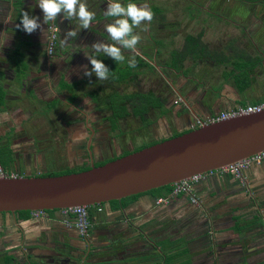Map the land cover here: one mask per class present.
<instances>
[{
	"label": "crops",
	"instance_id": "1",
	"mask_svg": "<svg viewBox=\"0 0 264 264\" xmlns=\"http://www.w3.org/2000/svg\"><path fill=\"white\" fill-rule=\"evenodd\" d=\"M228 1L248 9V15L229 17L223 11L225 1L204 0L189 6L201 12H189L185 24L161 20L155 28L152 22L144 24L146 33L154 29L160 39L158 50L168 46L170 54L187 49L183 62L189 59L191 67L177 73H201L188 76L190 85L176 84L174 89L184 103L196 105L202 116L264 99V56L257 46L262 40L264 48V5L258 0ZM81 2L95 13L88 29L63 14L44 24L39 0H0V136L17 131L19 126L10 124L11 119L28 111L17 105L47 103L56 92L46 52L47 25L53 24L61 38L69 30L78 34L67 37L70 42L64 51L75 52L80 65L94 54L93 43L112 41L105 31V25L112 23L111 17L104 16L108 0ZM22 11L38 17L41 29L26 34L17 28ZM174 40H180L179 45ZM60 58L55 60L61 63ZM210 71L212 75L202 77ZM57 72L61 75L62 71ZM237 72H243V78L235 79ZM15 145L7 147L13 152ZM13 161L10 156L8 167ZM204 178L192 191L196 204L190 203L187 194L158 204L157 196L144 193L125 206L109 202L92 206L85 238L64 225L60 210L35 218L29 213L22 219L0 212V264H48L45 257H54L57 242L67 249L64 264H162L160 256H153L159 251L158 243L173 255L166 264H264V158L242 171V182L215 171ZM185 232L187 237L182 236Z\"/></svg>",
	"mask_w": 264,
	"mask_h": 264
},
{
	"label": "water",
	"instance_id": "2",
	"mask_svg": "<svg viewBox=\"0 0 264 264\" xmlns=\"http://www.w3.org/2000/svg\"><path fill=\"white\" fill-rule=\"evenodd\" d=\"M262 151L264 108L203 123L87 169L0 177V212L14 214L120 200L217 170Z\"/></svg>",
	"mask_w": 264,
	"mask_h": 264
},
{
	"label": "rangeland",
	"instance_id": "3",
	"mask_svg": "<svg viewBox=\"0 0 264 264\" xmlns=\"http://www.w3.org/2000/svg\"><path fill=\"white\" fill-rule=\"evenodd\" d=\"M137 1L138 0H128L125 3H123V5H127L128 3L135 4ZM203 1L204 0H148L147 3L143 5H147L152 10L154 17L156 16L155 18L153 17L151 21L152 27L155 28V23L160 22V20L164 23H176L177 21H179L182 24H185L187 20H186V17L184 16H189V12L193 10H197L198 12L200 11L199 9H191L189 8V6L190 5L192 6L193 3L195 2L201 4ZM211 1H215V0H211ZM222 1H225L224 8H223L224 14L229 17H233V16L236 17L235 16L236 14L247 16L249 13L248 9L240 6L239 4H233L229 2L228 0H222ZM259 2L261 3V5H264V2H261V1ZM143 5H140V6H143ZM258 7H261V6L258 5ZM154 8H156V11H154L155 10ZM209 10L211 12H215L214 9H209ZM113 19L114 18L112 17L110 18L111 22H113ZM144 24H142L140 27L133 29L134 34H137L140 36V41L136 45L135 50L129 51V49H123V48L121 49L122 54L125 57V60L124 62H120V63H122V65L127 64L128 61L132 60L131 59L132 57L136 55H140L141 49H143L142 50L143 56L147 57L150 62L157 64L159 68H157V70L155 69L152 70L150 66L145 64V66H148L146 67L148 69H146L145 67H142L139 73L137 74V76L134 77L135 79L134 82H130V81L120 82V85L117 86L116 88L117 91L118 92H121L123 90L124 91L125 90L145 91L149 89L153 92L154 95H158L161 97V96H167V93L170 94V90H168L169 89L168 86L172 87L170 84H168V86L165 85L166 84L165 80L167 82L168 80L171 81L172 85H176L177 83L181 85H190L191 82L187 81L188 77L184 79L182 78V76L174 74L170 72L168 69H164V73L167 74L165 75L166 79L162 78L159 72H162L163 70V67H161L163 66L162 62L169 57L168 50L170 48H168V46L165 47L164 49L159 48L158 54L154 57H151L152 48L149 47V45L151 46L153 42L155 44H158L160 42V39H158L156 34L153 32L155 31L154 29L153 31H150L149 34L148 32L146 33V31L143 30L144 28H146ZM102 28L103 26L101 25V29ZM147 34L149 35V37L147 36ZM65 40L66 42H64ZM106 41H103V42L107 43ZM68 42H70L69 39L65 35H63V33H62V38H61L59 32L56 31L53 52L50 53L49 55L47 54L48 56L52 54L50 57V60H53L57 58L58 56L62 57L63 56L62 54L65 52L64 48L68 44ZM113 43H114L113 41L110 42V44H113ZM179 43H180V40H174V44L179 45ZM262 43L263 41L260 40L257 43V46L260 49V53H261L260 55L264 56V48H263ZM116 46L119 47V45H116ZM169 46H171L170 43H169ZM147 51L150 54L146 53ZM93 53L94 54H92L89 57H94L97 59L98 53H95V52ZM86 64H87L86 61L83 62V66H86ZM187 67H191V63L189 59H185L182 65L183 69ZM200 67H201L200 69H202V66ZM88 68L91 69L90 62H89ZM199 73L201 72H195L193 74L187 70V72L184 74H186V76H196ZM209 75H212L211 71L208 73H202V77L203 76L209 77ZM68 76H69L68 78H72V77L81 78L82 77L81 72L79 71L77 72V74L69 73ZM93 77L96 79L95 75H93L90 78L88 77V78L92 79ZM239 78L240 79L243 78L242 75L238 76V79ZM82 84L83 83H80L77 89V91H81V93L84 90L91 89L92 87H94L93 85H89V84H84L83 86H81ZM101 84H103V81H101ZM174 90L175 91H172L173 94L170 96L171 98L168 101V106L170 107V113H167L164 116H156L154 112L152 114H149L150 115L149 118L152 119V123L148 127L142 128V131L139 130V125H140L139 120L136 117H133L132 115H130L126 117L125 119L118 121V128L119 130L123 131V134H121L120 137L115 138L113 137V133L110 130H108L107 127L103 126V122L99 120L97 124L95 125L96 131L93 135L94 145L96 146V149H94V152L98 155V157H101L103 155H110L113 153H117L120 150V147H119L120 145H122V147H124L125 149L132 148V146L134 145V142L137 139H139V141H141L142 143L146 141V139L144 138H148V137L151 139L152 138L154 139L165 138L169 136L173 131H180L186 128H191V126L194 127L196 118L203 117L202 116L203 114L201 115V112L199 110H196L193 107L196 105L191 106V109L187 108L186 107L187 105L183 102V100L176 95L177 94L176 89ZM75 102L78 103L77 106L83 107L82 109L85 111L86 107H84V103L82 102V99H80V97L77 98ZM17 106H19L20 108L27 109L28 111L25 116H28V117H26V120L21 121L20 124H18L19 129L18 130L16 129L17 131H13L12 132L13 134L8 135L7 139L4 136H1L0 142L4 143L7 140L11 144L12 142L11 137H13L14 139V136H13L14 133H19L20 131H25L24 133L29 134V136H31L33 133L32 129L35 128L34 134H36V136L30 137V141H32V143L34 141L33 143L34 145L32 148L45 149L47 146L50 147L49 145H52L51 146L52 150L43 151L45 153L43 154L44 155L43 157H42V154L37 153V152L30 153L26 157V163H25L26 169H22L21 164L18 163L21 160H23L22 156L13 152L10 156H12L14 161L12 162V165H10L7 168L8 171H13L18 175V174H24L20 171H27L28 169L33 170L36 165L42 166V165H46L48 162H51L52 164L58 167V166H63L66 163H69V165H71L74 162L79 163V162H82L83 160L85 161L84 140H81V141L80 139L69 140L68 135L63 136L61 140L60 138L56 140L54 138L56 134L62 133V129L60 128L62 126V124L60 123V119H59L60 117L67 116L68 118H72V122H74L75 125H77V127L81 131H84L83 130V120H80L82 119V115L78 111L71 110L70 108L65 107L62 104H56L48 109L46 107V103H42V102H38L34 104H20ZM192 109L193 111L194 110L196 111L194 112L196 113L197 117L191 112ZM217 112H214V113H217ZM91 113H94V112H91ZM214 113H211V114H214ZM23 114L24 113L22 112L19 115H23ZM95 117H96V114L95 115L93 114V117L91 118L94 120ZM124 132L126 133L124 134ZM142 135L144 136L141 137ZM62 140H65V142L67 143H63ZM63 145L66 146V148L63 147ZM14 162L15 164H13ZM54 169L56 170V168ZM35 171L39 172V171H42V169L35 168ZM27 175H32V174L27 173ZM204 179L205 178L203 177L201 180L203 181ZM198 183L199 182H197L196 184ZM196 184L193 186V189H192L193 192H194V188ZM190 203L196 204L197 199L195 200V202L190 201ZM187 235H188V232L182 233L183 237H187ZM54 250H56V248ZM146 250L148 251V248H146ZM32 264H35V263H32ZM216 264H219V263L216 262ZM241 264H246V262L244 263L242 262Z\"/></svg>",
	"mask_w": 264,
	"mask_h": 264
},
{
	"label": "flooded vegetation",
	"instance_id": "4",
	"mask_svg": "<svg viewBox=\"0 0 264 264\" xmlns=\"http://www.w3.org/2000/svg\"><path fill=\"white\" fill-rule=\"evenodd\" d=\"M155 15H156V13H155ZM153 17H154V15H153ZM156 45L157 44H155L154 42H153V44L151 46L149 45V47L152 48L151 57H154V56H156L158 54L159 50L157 49ZM142 50L143 49H141L140 55H136V56L132 57L131 59L134 58L135 61H136V57L137 56L141 59V61H140L141 63L139 64L140 65V67H139L140 70H141L142 67H145V68L148 67V66H145V64H146L145 62H149L150 65L153 66V67H151L152 70L153 69L157 70V68H159L157 66V64L150 62L147 57H144ZM52 52H53V50H52ZM148 54H150V53L148 52ZM51 55L48 57V60L51 63V67H52L51 68V72H50V75H51V87H52V90L56 91V92L53 95V97L50 99V101H48L46 103V107L49 109L50 107H52V106H54L56 104H62L65 107L70 108L71 110L78 111L82 115V119H80V120H83V130H84V131H81L77 127V125H75V123L72 122V118H68L67 116L60 117L59 118L60 119V123L62 124V126L60 128L62 129V133L61 134H56L54 138H55V140L58 139V138H60V140H61V138L63 136L68 135L69 140H71V139H80V141L84 140L85 161L83 160L82 162H79V163L78 162H74L71 165H69V163H66L63 166H58V167L56 165L52 164L51 162H48L46 165H42V166L36 165L33 170L32 169H28L27 171H20V172L24 173V174H20V175H27V173L32 174V175H38V174L44 173V172L49 171V170H55L54 168H56V170H58V169H62V168H65V167H78V166H85V165L90 167L92 165L93 166L99 165V164H102L103 162H105L107 160H110V159H113L115 157H118L119 154L122 153L123 151H129L130 152L134 148V146H136L137 144H140V142H138L139 139H137L134 142V145L132 146V148L125 149L124 147H122V145H120L119 146L120 150L117 153H113V154H110V155H103L101 157H98V155L94 152V149H96V146L94 145L93 135H94V133L96 131L95 125L97 124V122L99 120L101 122H103V126L107 127V129L110 130L113 133V137L118 138V137H120L121 134H123V131L119 130V128H118V122H117V127L111 128L110 122L106 118V116H110V114L113 111L111 109H109V107L104 106L103 103H101V100L104 101V99H106L107 96H109L111 93L122 94V93H127V92H132V91H128V90L124 91L123 90L121 92H118L116 88H117V86L120 85V82H114V81L111 82V81L103 80V84H101V81L96 80L94 77L92 79H89L88 77H85L83 75V71H84L83 63H82V65H80L79 62H77V60L79 59L78 55L75 52H73L70 48H67V50H65V52L62 54L63 56L60 58L61 63L58 60L56 61L55 59L50 60ZM86 62H87L86 67L88 68L89 67V60L86 61ZM161 67H163V70H162V72H159V74L162 76V78H165V75H167L166 73H164V69H168L170 72H172L174 74H177V75H180L184 79L186 77H188V76H186V74H183V75L178 74L177 73L178 71L171 70L170 68H167L164 65L161 66ZM146 69H148V68H146ZM59 70L62 71L61 75H59V73L57 72ZM78 71L81 72V76H82L81 78H78V79L76 77L68 78L69 77L68 76L69 73L70 74L71 73H73V74L76 73L77 74ZM191 79L192 78H188L187 81L191 82ZM61 82H65L66 84L67 83L68 84H70V83L73 84L74 83V86H72V88L71 87L70 88L61 87L60 86ZM80 83H83L81 86H83L84 84H89V85H93L94 87H92L91 89L84 90L81 93V91H77L78 86H79ZM165 83H166L165 85H167V86H168V84H170L172 86V87L168 86V88H169L168 90H170V94L167 93V96H161V97H165L166 98L163 101V103L165 104V106L169 110L168 113H170V107L168 106V101L171 98L170 96L173 94L172 91H175L174 90L175 85H172V82L169 81V80H168V82L165 80ZM177 84H179V83H177ZM148 90H145V91H137L136 90V91L137 92H146ZM57 92L59 94H57ZM154 96L160 97L158 95H154ZM79 97H80V99H82V102L84 103V107H86L85 111L82 109L83 107L77 106L78 103L75 102L76 99L79 98ZM91 112H94V113H91ZM153 112H154L153 109L149 110V114H152ZM26 114H27V112H25L23 115L17 114L16 118H14V119L12 118L11 119L10 124L13 123V122L15 124H17V125L20 124L21 121L26 120V117H28V116H25ZM93 114L94 115L96 114V117H95L94 120L91 118V117H93ZM130 115L131 114H129L128 116H130ZM89 116H90V118H89ZM128 116H125L122 119H125ZM122 119H120V120H122ZM120 120H118V121H120ZM4 122L6 124H9L8 119H5ZM18 129H19V127L17 128V130ZM32 130H33L32 131L33 133H32L31 136H29V134L24 133L25 131H20L19 133H14V135H13L14 139H13V137H11L12 138L11 144L14 143V142L17 143V146L16 145L13 146V150H14L13 152L22 156L23 160L18 162L19 164H21L22 169H26V167H25L26 157L30 153L37 152V153L42 154V157H43L44 156L43 154H45L43 151H51L52 150V147H51L52 145H49L50 147L47 146L48 149H47V147L45 149L32 148L33 145H34L33 144L34 141L32 143V141H30V137L36 136V134H34L35 128H33ZM139 130L142 131V128H140ZM125 133L126 132H124V134ZM11 134H13V133H10V134H7V135L5 134L3 136L7 139L8 135H11ZM143 136L144 135H142L141 137H143ZM51 139H52V137H51ZM62 141H63V143H67V142H65V140H62ZM3 144H6L7 146H10V143L7 140ZM63 147L66 148V146H64V145H63ZM13 152H11V154ZM13 164H15V162ZM60 167H62V168H60ZM35 168L36 169L40 168V169H42V171L36 172ZM58 210L61 211V209H58ZM65 219L68 221V223L64 222ZM65 219L63 220L64 225L67 226V227H73L71 225V221H72L71 217L68 216ZM81 238H85V237H81ZM54 246H55L54 248H56V250L54 252L55 255H53L54 256L53 258H51V255H48L47 257H45L46 262H48V264H64V263H62V261L64 262V259H65L64 258V255H65L64 253H65V251L67 249L63 247V244L58 243V242ZM31 264H32V262H31Z\"/></svg>",
	"mask_w": 264,
	"mask_h": 264
},
{
	"label": "trees",
	"instance_id": "5",
	"mask_svg": "<svg viewBox=\"0 0 264 264\" xmlns=\"http://www.w3.org/2000/svg\"><path fill=\"white\" fill-rule=\"evenodd\" d=\"M257 1V0H255ZM261 2H264V0H258ZM156 11V8H154ZM187 54V49L184 50H179V51H173L169 54L170 57H168L165 61H163V65L167 68H170L171 70L174 71H178L179 69H182V62L183 59L185 58ZM97 59H100L110 70V74H109V78L107 79V81H114V82H122V81H130V82H134V77L137 76V74L139 73L140 69V61L141 59L137 56L136 57V64L135 67H129L128 63L122 65V63L120 62H116L113 61L111 58L105 56V55H100ZM143 62V61H142ZM119 63V64H118ZM144 63V62H143ZM146 64H148V66L153 67L152 65H150V63L145 62ZM119 65V66H118ZM182 75L184 73H186L185 70H183V72H180ZM179 73V74H180ZM243 72L239 73H235L234 77L235 79H238V76L242 75ZM61 87H68V88H72V86H74L73 84H66L65 82H61L60 84ZM165 97H157L154 96L153 92H151L150 90L146 91V92H137V91H132V92H127V93H122V94H118V93H111L109 96H107L106 99L101 100V103H103L104 106L109 107V109H111L113 112L110 114V116H106V118L109 120L111 128H115L117 127V122L118 120L124 118L125 116H128L129 114H131L134 117H137L139 119V129L140 128H146L148 127L151 123H152V119L149 118V110L153 109L154 110V114L156 116H164L166 115L169 110L167 109V107L165 106V104L163 103V101L165 100ZM243 105V104H241ZM190 128H186L180 131H173L169 136L167 137H171L177 134H180L182 132H185L187 130H189ZM146 139L145 142H142L138 140V142H140V144H137L136 147H134L131 151L137 150L143 146L152 144L156 141L162 140L163 138H158V139H154V138H144ZM11 149H9V147H7V145H2L0 146V165L3 169H7L8 168V163L10 162V155H11ZM129 151H123L122 153L119 154L123 155L128 153ZM88 166H78V167H65L62 169H58V170H49L46 171L44 173L38 174V175H56V174H61V173H69V172H74V171H78V170H83V169H87ZM171 189V185H164V186H160L158 188H154V189H150L148 191L142 192V193H137V194H133V195H129L126 197L121 198L120 200H110L109 203H113L115 204H120L121 206H125L128 203H130L131 201H133L134 199H136L139 195L144 194V193H150L153 194L154 196H165L167 193H169ZM179 195V194H178ZM103 204V203H100ZM100 204H95V205H91V206H87V212H88V219L90 221V209L92 206H96V205H100ZM54 210H58V209H51V210H44V212L48 213V212H52ZM30 211L27 210H20V211H15L14 214H16L17 216H19L21 219L22 218H26L28 217ZM160 244V246H158V253H154L153 256L154 257H158L159 256L163 259L162 264H166L168 262V260L171 259V257L173 256L172 254H170L168 251L164 250V247H161L162 243H158V245ZM166 245V244H165ZM162 245V246H165ZM166 248V247H165Z\"/></svg>",
	"mask_w": 264,
	"mask_h": 264
},
{
	"label": "clouds",
	"instance_id": "6",
	"mask_svg": "<svg viewBox=\"0 0 264 264\" xmlns=\"http://www.w3.org/2000/svg\"><path fill=\"white\" fill-rule=\"evenodd\" d=\"M38 6L43 13L44 24L56 21L58 16L63 14L64 18L68 20L78 19L82 29H88L95 19V13L89 11L86 3H82L81 0H39ZM153 15L152 10L147 5L138 6L134 3L123 5L119 0H108L104 16L114 19L112 23L105 25V31L114 43L107 44L98 41L93 43L91 48L95 53L102 52L113 61L124 62L125 57L121 49L135 50L140 41V36L134 34L133 29L140 27L145 22L150 24ZM17 28L26 34H32L41 29V23L38 17L30 15L27 11H22ZM143 30L147 31V28ZM77 35L74 30H69L65 34L66 37H76ZM86 57L91 64V69L83 66V75L89 78L95 75L97 80H107L110 74L109 68L100 59ZM135 64L134 58L128 61L129 67H135Z\"/></svg>",
	"mask_w": 264,
	"mask_h": 264
},
{
	"label": "built area",
	"instance_id": "7",
	"mask_svg": "<svg viewBox=\"0 0 264 264\" xmlns=\"http://www.w3.org/2000/svg\"><path fill=\"white\" fill-rule=\"evenodd\" d=\"M56 27L53 24L47 25V41H46V52L49 55L54 46V40L56 37ZM264 108V99L252 104L235 105L228 109H223L214 114L205 115L203 117H198L195 120V126L197 127L203 123L214 122L218 120H223L240 114H246L251 112L259 111ZM191 128H193L191 126ZM264 158V151L257 152L246 158L238 160L232 164H228L221 167L215 172L219 174H230L232 177L237 178L242 182L241 173L251 164H259ZM214 171L207 172L205 174H194L188 178L181 179L177 182L171 183V189L169 193L165 196H159L155 199V203H166L171 197L177 196L178 194H187L191 202H195V197L192 193L193 186L199 182L206 174L212 173ZM19 176L13 171H8L3 169L0 165V177H15ZM100 208H97L99 210ZM61 212L66 217L70 216L72 221L71 225L75 228L78 235L81 237H86L88 228L90 226V221L88 219L87 206H74L70 208H62ZM32 217H41L45 214L44 210H32L29 212ZM65 223L68 221L65 219Z\"/></svg>",
	"mask_w": 264,
	"mask_h": 264
}]
</instances>
